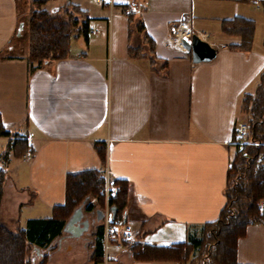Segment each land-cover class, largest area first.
I'll return each instance as SVG.
<instances>
[{"label": "crops", "instance_id": "1", "mask_svg": "<svg viewBox=\"0 0 264 264\" xmlns=\"http://www.w3.org/2000/svg\"><path fill=\"white\" fill-rule=\"evenodd\" d=\"M19 2L0 0V120L9 131L0 136V153L18 138L4 163L0 222L32 231L37 264L56 255L57 264H64L60 253L86 264H180L136 259L130 249L113 246L109 252L115 258L106 260L104 238L103 259L95 263L102 217L93 219L90 213L96 218L97 208L104 212L106 199L103 207L82 208L91 237L63 230L74 209L51 238L35 236L31 222L62 211L68 173L99 169L111 180L127 181L123 219L134 242L166 246L200 235L224 205L236 148L234 125L243 121L242 100L255 91L264 69L262 1L112 0L110 6L99 0H52L45 8L50 12L68 3L85 11L89 39L85 44L73 38L66 57L34 69L27 44L21 41L23 51L14 43L25 25L18 18ZM122 4H130L143 31L129 23ZM235 16L254 21L249 50L235 46L239 35L222 30V21ZM180 22L215 47L213 58L192 61L176 37ZM143 34L152 40L150 52ZM129 46L148 53L130 57ZM236 259L264 264V221L247 225Z\"/></svg>", "mask_w": 264, "mask_h": 264}, {"label": "trees", "instance_id": "2", "mask_svg": "<svg viewBox=\"0 0 264 264\" xmlns=\"http://www.w3.org/2000/svg\"><path fill=\"white\" fill-rule=\"evenodd\" d=\"M48 0H33L29 9L26 40L29 68L41 66L45 61L61 59L68 55L69 45L73 38L87 44L89 39V20L85 11L68 3L61 9L50 12L43 8ZM264 6V0H261ZM122 10L130 4L120 5ZM129 23L135 22L136 29L143 31L144 24L136 20L133 12L127 13ZM25 30V27H24ZM222 30L241 37L235 46L249 50L252 46L254 21L249 18L235 16L222 21ZM152 51V40L143 34ZM264 45V38H263ZM139 47H128V55L136 57L147 55ZM247 112V142L237 145L227 169L224 188L225 202L216 219L203 224L201 234L188 236V239L172 245H154L133 242L130 251L133 257L140 260H175L180 264H242L236 259L237 241L246 232L250 223L264 221V69L260 73L259 82L252 94H246L242 100L241 112ZM244 121V122H245ZM0 133L9 134L0 120ZM18 140L8 143L0 159V206L3 195V183L6 177L5 161L11 146ZM101 158L104 153L99 149ZM105 176L99 169H85L70 172L66 175L65 202L59 211L44 220H33L31 226L35 236L46 239L58 234L65 217L81 203L84 209L92 211L95 197L99 206L103 207L105 195L103 185ZM112 182L118 187L117 195L108 199V204L115 207L114 215L123 218L127 200V181L114 178ZM85 199V201H84ZM84 201V202H83ZM67 214V215H66ZM32 231L17 228L10 229L0 222V264H31ZM103 259V226L96 228L93 260L95 263ZM44 262V261H43ZM40 263V264H43Z\"/></svg>", "mask_w": 264, "mask_h": 264}, {"label": "built area", "instance_id": "3", "mask_svg": "<svg viewBox=\"0 0 264 264\" xmlns=\"http://www.w3.org/2000/svg\"><path fill=\"white\" fill-rule=\"evenodd\" d=\"M99 1L106 5H112V0ZM125 11L126 13H129L131 10L127 8ZM184 24H186V22H180L177 27L176 37L178 40L182 35L191 34L188 28L186 31L184 30ZM247 136L248 126L246 122H236L234 125V143L242 145L247 142ZM103 191L107 203L103 216L100 219V224L103 226L105 258L106 260H113L115 256L109 252V248L113 246L117 249H129L131 244L134 242V234L131 227L125 222V220L122 217H116L110 210L111 205L108 204V199L117 195L118 187L107 176H105Z\"/></svg>", "mask_w": 264, "mask_h": 264}, {"label": "water", "instance_id": "4", "mask_svg": "<svg viewBox=\"0 0 264 264\" xmlns=\"http://www.w3.org/2000/svg\"><path fill=\"white\" fill-rule=\"evenodd\" d=\"M23 27V23L20 22L18 24V31ZM181 45L191 52V59L194 62L202 61V60H210L216 54V49L213 47L207 40L201 38L196 33H191L190 35H182L180 38ZM85 201V199H84ZM83 201V202H84ZM110 210L112 214L115 213V207L113 205L110 206ZM96 218L99 220L103 216V211L100 208L95 210ZM83 211L82 205H78L74 208L70 217L66 221L63 230L70 235L79 236L83 231L88 228L89 219L82 218Z\"/></svg>", "mask_w": 264, "mask_h": 264}, {"label": "rangeland", "instance_id": "5", "mask_svg": "<svg viewBox=\"0 0 264 264\" xmlns=\"http://www.w3.org/2000/svg\"><path fill=\"white\" fill-rule=\"evenodd\" d=\"M32 1L33 0H20V2H19V4H20V15H19V20H25V25H24V27H25V32H26V26H27V20H28V14H29V9L31 8V5H32ZM52 3V0L51 1H49V2H47L46 4H43L44 6H42L43 8H49V5ZM260 34V33H259ZM260 36V35H259ZM21 41L23 42L24 41V44L26 45L27 43H26V40H25V34H24V30L22 29V32H21V36H19V35H17V33H16V35H14V43H15V46L18 48V50H25V45L22 47L21 45H22V43H21ZM76 42V40L75 39H72V45H73V43H75ZM247 112L248 111H242L241 112V115H240V118H241V120H243V121H245L246 120V118H247ZM246 122V121H245ZM2 141L0 140V143H1ZM0 146H1V144H0ZM3 186H4V183H3ZM93 201L96 203V204H98L99 205V201L94 197L93 198ZM81 205H82V208H84V205H85V203H81ZM78 206V205H77ZM76 206V207H77ZM84 217H86L87 216V214H85V212H84ZM90 216L93 218V219H95L94 218V216H95V214L94 213H90ZM88 219H89V217H87ZM91 218V219H92ZM8 227V226H7ZM11 229V228H10ZM14 230H16L17 228H13ZM90 229V228H89ZM86 230V231H84L83 232V234H87L88 235V237H91L92 236V233L90 232L91 230ZM91 233V234H90ZM34 256V259H32L31 260V257H30V263L31 264H37V257H36V255H35V252L34 251H32V249L30 250V252H29V256ZM58 258V256L56 255L55 256V259H49L48 261H47V257H45V258H43V260H42V262H43V264H57V259ZM59 258L60 259H62L64 262V264H86V261H84V262H82L81 261V258H79V256H76V257H73V258H68V256H66V255H63V253H60V256H59ZM70 260V261H69ZM68 261H69V263H68ZM41 262V263H42Z\"/></svg>", "mask_w": 264, "mask_h": 264}]
</instances>
